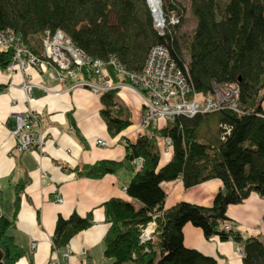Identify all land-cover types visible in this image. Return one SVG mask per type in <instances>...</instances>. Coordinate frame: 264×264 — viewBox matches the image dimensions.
<instances>
[{
  "label": "trees",
  "instance_id": "obj_1",
  "mask_svg": "<svg viewBox=\"0 0 264 264\" xmlns=\"http://www.w3.org/2000/svg\"><path fill=\"white\" fill-rule=\"evenodd\" d=\"M159 3L164 19L161 30L154 25L145 0H0V32L18 35L35 52L41 37L61 31L87 58L104 63L112 59L133 73L142 70L152 47L162 46L195 93L205 96L214 84L236 85L235 108L175 116L153 129L152 137L125 142L122 160H101L77 174L97 178L122 168L134 170L125 186L131 201L109 199L100 205L108 225L103 256L110 264H218L184 245L186 224L198 228L206 240L215 237L239 245L242 264H264V237H243L226 215L229 206L241 204L251 193L264 198V0ZM186 10L195 22L188 34L181 32ZM10 59V50L0 49V70ZM115 92L100 94L104 107L100 114L111 137L130 124L113 101ZM159 139L169 141V158L162 165ZM212 179L220 187L210 205L179 201L164 208L163 183L180 180L188 189ZM23 186L24 182L16 185L12 216H0L4 264H15L24 255L7 232L14 226ZM151 221L155 222L153 239L141 243L142 230ZM92 224L90 212L58 216L53 248L65 247Z\"/></svg>",
  "mask_w": 264,
  "mask_h": 264
},
{
  "label": "crops",
  "instance_id": "obj_2",
  "mask_svg": "<svg viewBox=\"0 0 264 264\" xmlns=\"http://www.w3.org/2000/svg\"><path fill=\"white\" fill-rule=\"evenodd\" d=\"M33 83L51 91L58 85L33 68L27 70ZM19 72L0 70V216L10 218L16 185L24 182L19 191V207L14 226L7 232L24 251L15 264H46L55 260L59 264H110L103 256V237L108 225L104 222L103 208L109 199L129 200L123 187L133 175L131 169L122 168L114 173L91 178L77 174L88 165L101 160H122L125 142L135 139L141 117V103L131 91L118 90L113 101L127 114L130 124L117 136L111 137L100 114L104 108L100 94L85 88L70 92L43 93L31 90L26 99L19 90ZM14 102V103H13ZM37 112L41 121L44 144L40 149L22 155L14 152L15 140L10 134L12 113ZM264 109V108H263ZM157 122V127L162 125ZM97 139L106 146H97ZM169 158L160 159L164 164ZM129 167L132 168L131 163ZM166 197L164 208L179 201L210 205L220 187L216 179L184 189L180 180L162 185ZM55 195L61 202L56 203ZM92 215L93 224L75 234L65 247L54 249L52 235L58 216L71 213ZM234 229L245 236L264 237V198L251 193L241 204L229 206L226 212ZM32 243L34 248L32 249ZM183 243L204 255L216 259L218 264H242L237 256V244L221 242L217 238L206 240L198 228L183 227ZM69 250V251H68Z\"/></svg>",
  "mask_w": 264,
  "mask_h": 264
},
{
  "label": "built area",
  "instance_id": "obj_3",
  "mask_svg": "<svg viewBox=\"0 0 264 264\" xmlns=\"http://www.w3.org/2000/svg\"><path fill=\"white\" fill-rule=\"evenodd\" d=\"M147 5L153 16L154 25L161 30L164 27L161 11L158 10L160 16L158 21L153 9L149 4ZM170 22L174 23L176 20L171 18ZM5 32H0V49L10 50L11 59L4 71L20 73L21 81L18 88L26 99L31 98L33 88L40 89L43 93L55 94L78 88H85L97 94L111 90L131 91L137 95L142 108L135 139L139 136L151 137L152 130L157 127L158 121L165 123L178 115L191 117L197 113H208L223 107H236L238 91L236 85L214 84L212 92L198 102L199 94L188 87L181 71L176 68L168 51L162 46L152 47L142 70L133 73L124 71L112 59L104 63L87 58L80 50L73 47L61 31H55L53 34L46 33L41 37L40 49L35 52L26 48L18 35L10 31ZM29 68L35 69L48 80L55 82L59 90L51 91L33 83L27 74ZM10 119L13 121L10 134L15 140L16 154L22 155L43 146L45 140L41 133V121L37 112L28 109L24 113H12ZM165 142L169 143L167 139ZM94 143L97 146H106V142L101 139H97ZM134 165L138 168L140 162L136 161ZM55 201L61 202L59 195H55ZM153 227H155L153 221L146 224L140 235L141 243L153 239ZM223 227L227 230L229 225L226 224ZM33 248L34 243H32ZM237 253L241 255L239 245ZM46 264L59 263L49 260Z\"/></svg>",
  "mask_w": 264,
  "mask_h": 264
},
{
  "label": "rangeland",
  "instance_id": "obj_4",
  "mask_svg": "<svg viewBox=\"0 0 264 264\" xmlns=\"http://www.w3.org/2000/svg\"><path fill=\"white\" fill-rule=\"evenodd\" d=\"M158 1V9L160 10V3H159V0H157ZM182 5L187 9V7H188V4H187V2L186 1H182ZM161 11V10H160ZM185 19H186V22L184 23V25H183V27H182V29H181V32L182 33H186V34H188L189 32H190V30L194 27V24H195V22H194V19H193V17L190 15V13L188 12V10H186V12H185ZM88 90V89H87ZM90 91V90H89ZM137 96V95H136ZM202 97H204L203 95H199L198 97H197V101L198 102H200L201 100H202ZM140 101V100H139ZM262 107L264 108V100H263V102H262ZM141 114H142V111H141ZM152 132H153V130H152ZM153 135V134H152ZM152 135H151V137H152ZM158 144H159V148H160V151H161V157H162V159H166L167 158V156L169 155L168 154V144L165 142V140H158ZM133 204L135 205V206H137L138 204L136 203V202H133ZM262 221H264V217L261 219ZM233 226V230H235L234 229V226H235V224H233L232 225ZM153 230H154V234H155V227H153L152 228ZM245 236H243V237H246V236H248V233H246V232H242ZM153 234V235H154ZM228 241H232V240H228ZM238 246V245H237ZM235 253L237 254V256H240L238 253H237V247H236V249H235ZM126 264H131V263H126Z\"/></svg>",
  "mask_w": 264,
  "mask_h": 264
},
{
  "label": "bare ground",
  "instance_id": "obj_5",
  "mask_svg": "<svg viewBox=\"0 0 264 264\" xmlns=\"http://www.w3.org/2000/svg\"><path fill=\"white\" fill-rule=\"evenodd\" d=\"M147 3L150 5V7L153 9V13L155 15V18L160 21L159 16V9H158V1L157 0H146Z\"/></svg>",
  "mask_w": 264,
  "mask_h": 264
},
{
  "label": "water",
  "instance_id": "obj_6",
  "mask_svg": "<svg viewBox=\"0 0 264 264\" xmlns=\"http://www.w3.org/2000/svg\"><path fill=\"white\" fill-rule=\"evenodd\" d=\"M145 2L147 3V1L145 0ZM148 4V3H147ZM2 258H3V254H2V251L0 250V264H4L3 262H2Z\"/></svg>",
  "mask_w": 264,
  "mask_h": 264
}]
</instances>
